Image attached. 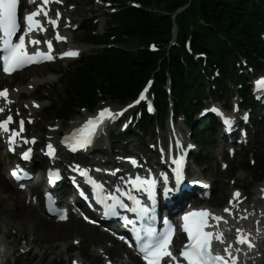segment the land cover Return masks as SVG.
Instances as JSON below:
<instances>
[{"label":"trees","instance_id":"16d2710c","mask_svg":"<svg viewBox=\"0 0 264 264\" xmlns=\"http://www.w3.org/2000/svg\"><path fill=\"white\" fill-rule=\"evenodd\" d=\"M144 8L131 9L119 16L120 26L117 28L119 42L135 43L136 50L116 49L113 58L100 59L88 63L91 68L96 65L97 77L89 76L84 67L77 63L72 65L70 75L66 77V101L55 108L59 115L71 113L75 106L87 103L96 98V93L89 89L101 85L106 90L121 99L134 96L137 89L158 65H161L160 74L163 77L166 69H170L174 76L175 90L182 98L188 90L187 96L192 94L190 87L185 86V72L180 61L182 51L173 49L169 54L152 53L147 49L150 40L163 41V37H170L174 28L172 15L177 7H170L180 2L181 6L189 4L176 16L179 29L185 33L193 31V47L196 50L209 53L218 61L231 60L232 52L250 44L254 50L264 52V44L259 40V32L264 25V10L258 7L257 14L248 15V8L255 0H137ZM263 2L264 0H260ZM168 6L173 13L165 15L156 10ZM170 7V8H169ZM151 8V9H147ZM200 19L204 21L201 24ZM208 25V26H206ZM184 27V28H183ZM190 36H192L190 34ZM97 36L90 32L85 33L84 39L88 42H99ZM188 37V36H187ZM186 37V38H187ZM101 38V37H100ZM107 37H102L106 40ZM184 36H181V41ZM183 44V41L181 42ZM184 50V47H182ZM188 59V74L190 79H198L200 68L192 58L184 53ZM87 65V64H85ZM197 73V75H194ZM199 80V79H198ZM110 84V87L108 86ZM94 93V95L92 94ZM165 96H159V105L165 107ZM205 134L199 135L204 138Z\"/></svg>","mask_w":264,"mask_h":264},{"label":"snow or ice","instance_id":"6c2138e0","mask_svg":"<svg viewBox=\"0 0 264 264\" xmlns=\"http://www.w3.org/2000/svg\"><path fill=\"white\" fill-rule=\"evenodd\" d=\"M31 2V0H30ZM59 2V0H58ZM48 0H43V4H47ZM17 4L18 0H0V48L3 49V64L5 72L15 71L17 68H21L28 63L39 62L37 58L41 59H52L53 57L48 53L41 52L37 49L34 53H29L25 44V36L31 32L33 29L44 30L41 21L36 19L37 16L43 11V15L47 16V11L43 9V4L39 5L35 11L30 14H27L24 17L26 21V27L24 31L17 37V32L20 31V25L17 19ZM59 15V13H57ZM49 23L55 25L56 21L49 19ZM15 38V39H14ZM59 39H64V37H58ZM30 43L38 44V40H30ZM49 51L51 50V42L48 41ZM76 52H67L63 55H76ZM258 86H264V78L257 81ZM0 96L4 97L7 100V89L0 91ZM143 98V94H141ZM138 102V101H137ZM131 106V105H130ZM151 110V106H149ZM4 111L3 108H0V112ZM218 111V110H216ZM119 113H113L109 108H103L99 111L98 115L93 118H89L88 121L78 130H75L71 137L65 138V143L75 151L77 148H84L87 144L91 143V137L96 132L98 126L102 125L105 119H115L116 115ZM12 121V116L8 115L7 119L0 120V130L5 132L9 131L7 127L8 124ZM225 123L230 126V121L225 120ZM21 128L23 130V121H20ZM12 136L9 137L10 140H13V137L17 135L15 129H12ZM14 142V141H13ZM34 142V141H33ZM48 155L53 156L55 154V149L51 143L47 145ZM31 149H28L27 152L23 153V158H30ZM135 163V160L132 161ZM177 164L176 168V183L172 187L167 186V176H165V186H164V195L168 196L171 193L178 192L180 181L182 179V173L180 170L181 161H174ZM58 176V170H49L50 178L53 175ZM82 175L87 176V172L83 171ZM13 175L16 176L17 173L14 171ZM93 183H95L93 181ZM133 186L137 188H144L149 197L153 201V208L151 211L154 212L155 205V196L154 188L156 185L155 179L150 178H140L136 177L132 181ZM97 187H100L97 185ZM129 198L134 200V203L138 205V208L131 209L133 212H136L139 219H143L145 216L149 215L150 209L144 207L140 204L139 200H136L135 197H132L129 193ZM235 196H239L237 192ZM112 200L119 204L120 207H127L122 201H119L117 197H111ZM102 203L105 204V207L109 210L110 214L118 215L114 210L115 204L109 206L106 200H102ZM225 211L230 212V209H225ZM211 216L213 219L219 221L222 219L220 216H216L213 213H210L207 209L195 210L192 212H187L184 214V225L183 230L188 235V243L181 250L180 256L184 258L187 264H236L237 257L232 256L229 249L231 245H228L224 251L227 256H222L219 253H214L210 248L211 238L220 240L223 243L222 234H214L212 232L204 231L207 225V217ZM66 218L65 215H61V219ZM151 219H155V216H151ZM85 219H88L85 217ZM127 219V218H125ZM128 223L135 224L134 221L128 220ZM165 230L163 232H158L153 227H148L147 229L136 230L134 227L135 239L137 242V249L139 254L142 255L143 259L147 261V264H160L162 257L168 256L172 261H176V257L171 253L168 248V243L170 242L171 235L174 232L173 226L168 224V221L165 220ZM143 233V235H142ZM121 239H124L121 237ZM236 242L240 244H247L248 247H252L251 241L248 239L247 235L243 234V230H237ZM239 251V249L237 250ZM75 264V262H74ZM179 264V262H177Z\"/></svg>","mask_w":264,"mask_h":264},{"label":"rangeland","instance_id":"374dc122","mask_svg":"<svg viewBox=\"0 0 264 264\" xmlns=\"http://www.w3.org/2000/svg\"><path fill=\"white\" fill-rule=\"evenodd\" d=\"M75 1L76 0H69V3H75ZM79 1H80V3L78 4V12H79V10L90 6V1H87V2H86V0H79ZM86 13L87 12H85V14ZM98 27L102 28L103 26H102V24H98ZM78 35H79V33L76 34V39H78ZM79 38H81V37H79ZM134 46H135V44L133 43V44H130L128 47L134 48ZM88 48H89L90 52L93 49V47H88ZM71 65H72V63L65 62V63L52 65L49 67H43L41 69H36L34 72L26 73V76L18 77L16 80H11V86L16 85L17 82H26L32 78H35V77L36 78L39 77L40 79H41V77H43V81L45 82L44 86L49 92V93L46 91L42 92L41 94L43 95V97H46V96L51 97L52 95L53 96H56V95L62 96L65 93V91H64L65 89H64V86L61 85L62 83H60V82L58 83L59 77H60V74H58V73L67 71L71 67ZM49 79H51V80H49ZM47 80H49V81H47ZM56 85H59V86L55 87ZM39 90H41V87L38 86L37 90L35 92H33L32 95H28L27 93H25L21 98L25 99L28 102L30 97H33V98H38L43 103H46V102L48 103V101L41 99L42 96L39 94ZM42 110H45V108H43ZM42 110L39 114H37V116H43V118L46 120V123H48L49 120L53 119V117L49 116V115H45L44 111H42ZM259 142L264 144V137ZM219 149H220V147H218L217 149L208 148L207 152L208 153L211 152V155H212V150L217 151ZM0 160L2 162L1 158H0ZM209 160H207L206 164H208V162L210 163ZM244 163H245V160L242 158H240L236 161V165H238V164L242 165ZM215 168H216V165L213 164V170H210L208 172V174H210L211 176L212 175L214 176L213 171ZM3 171H4V168L2 165V166H0V172H2V176H4ZM199 172L201 173L202 170H199ZM236 172H237V174H239L242 177L248 176V174H246L243 170L241 171L240 169H238ZM208 174L206 173V175H208ZM4 179H3V182H5ZM214 181H215L216 191L219 188L223 189L222 185L225 182L224 178H214ZM226 195H227V193H225V196ZM222 203H223V201L220 200V202H218L216 205L220 206ZM0 215H1L0 216V227H2L3 231H5V232L11 231V229H8L4 225L6 222H4L2 220L3 215L2 214H0ZM47 222L48 221H45L43 217L39 218L36 215L33 218H27V219H25L23 217L22 220H16L15 224L6 223V224H9V226L11 225L10 228H13L12 226H15V228L18 229L17 230L18 233H25L28 236V238L30 239L29 246H33L35 252H34V254H32V256L30 258H27L26 261H31V258L35 257V263L34 264H44L43 262H40L41 254H39V253L47 254L49 250L57 249L55 241H63V243H61V244H69L70 239L72 237H77V236H82V235L86 236L85 237V243L86 244L84 245V250L88 251L87 252L88 256H95L96 257L95 253L93 252V249L88 250L89 248H91V245H92V243L90 241L91 238H88L89 235H87L85 233H81L82 234L81 235V234H79L78 231H73L72 228H69V224L71 222H69L66 225H62L61 229L64 231L63 233L59 232L56 227L51 228L50 226H48ZM80 222H82V221L77 220V222H74V225H77ZM74 228L78 229L77 227H74ZM105 239H108V238L105 237ZM64 257H66L65 254H64ZM21 259H23L25 261V258H21ZM13 263L14 262L10 261L7 264H13ZM66 264H69V263L66 262Z\"/></svg>","mask_w":264,"mask_h":264},{"label":"bare ground","instance_id":"6f19581e","mask_svg":"<svg viewBox=\"0 0 264 264\" xmlns=\"http://www.w3.org/2000/svg\"><path fill=\"white\" fill-rule=\"evenodd\" d=\"M172 6L173 7H177L176 12L172 15L173 19L175 20L174 28H173V30H174V29H179L178 23L176 22V20H177L176 16L179 15L183 11V6H181L180 2L178 4H176V5L173 4L170 7H172ZM149 9H151V8H149ZM164 9H168V6L167 5L163 6L162 9H158L156 11L162 13V11ZM173 30L171 31V36L169 38L175 37V35L173 33ZM186 35L190 39H193L190 36V34H186ZM196 52H197V54H195V57H197V59H198V58H200L202 56V51L196 50ZM182 62L184 64L183 65V71L186 74H189L190 71L187 69V66H189L188 65V59L184 58V59H182ZM194 75H197V73H194ZM198 79H200L201 81H204V78L201 77L200 75H198ZM49 80H51V79H49ZM49 80H47V81H49ZM36 84L38 85V80H36V79H34V81H32L30 83L22 84V86H20L16 90H14V93L16 94L15 96L17 98H19V97H21L23 95V93H31L32 92V91H30L31 86H33V85L35 86ZM33 103H35V102H33ZM25 107H28V104H26ZM34 111L35 110L32 109V114L35 113ZM75 126L76 125H74L73 127H75ZM7 186L8 185H6V183L3 182L2 175H0V214L3 215L2 220L4 222L10 223V224H15L16 220H22L23 217L25 219H27V218H33L36 215L40 218V216L35 212V210H33L34 208L32 206H26L24 204V202L22 201V195L23 194H19V192H17V191H11ZM215 189H216V187H215ZM39 208L42 211H44L42 206L39 205ZM260 218L264 222L263 215H260ZM6 225H9V224H6ZM47 225L50 226L51 228H55L56 227L59 232H62V233L64 232L61 229L62 225H60V224L55 225V224H52L51 222H47ZM12 227L15 228V226H12ZM74 227H77L78 229H75ZM70 228H72L73 231H78L79 234L85 233V234H89V235H99V233L90 230L89 227H87L83 223H78L77 225H74V223H73L70 226ZM117 246L119 247V249H123V246H121L120 244H117ZM129 254H130V258H131L133 264H140L139 260L136 257H134L131 253H129Z\"/></svg>","mask_w":264,"mask_h":264}]
</instances>
